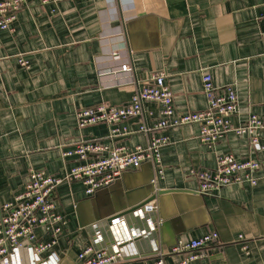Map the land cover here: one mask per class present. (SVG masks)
Returning a JSON list of instances; mask_svg holds the SVG:
<instances>
[{
	"label": "crops",
	"instance_id": "crops-1",
	"mask_svg": "<svg viewBox=\"0 0 264 264\" xmlns=\"http://www.w3.org/2000/svg\"><path fill=\"white\" fill-rule=\"evenodd\" d=\"M262 16L264 0H28L13 31L0 29V203L22 190L30 169L60 174L77 163L63 151L81 140L106 142L109 126L79 128L77 110L125 105L153 74L170 88L176 115L207 108L201 77L209 73L216 88L235 91L233 126L250 114L264 116ZM122 63L131 70L121 71ZM160 110L144 102L114 143L146 146L139 126L156 123ZM160 133L168 143L160 149L163 176L155 184L148 161L91 196L77 181L55 188L52 197L67 220L54 247L60 264H80L77 253L90 244L120 250V264L160 253L173 264L181 257L168 250L177 241L208 231L218 240L194 264H264V178L203 194L191 173L214 168L218 154L254 157L247 136L227 133L208 147L195 123ZM148 202L155 209L145 214L141 206ZM115 216L120 224L109 226Z\"/></svg>",
	"mask_w": 264,
	"mask_h": 264
},
{
	"label": "built area",
	"instance_id": "built-area-1",
	"mask_svg": "<svg viewBox=\"0 0 264 264\" xmlns=\"http://www.w3.org/2000/svg\"><path fill=\"white\" fill-rule=\"evenodd\" d=\"M59 1L41 0L43 4H57ZM27 4L28 0H0V29L12 32L17 11ZM110 57L117 59L118 52H111ZM19 61L26 65L25 61ZM120 70L129 72L131 68L128 63H122ZM201 81L207 108L200 111L176 115L173 94L160 74H153L148 82L139 85L125 105L101 103L77 110L79 128L97 123L109 126V134L104 138L107 141L81 140L63 151L62 156L75 158L77 163L60 174L30 169L22 190L11 200L0 203V264H60L54 247L67 220L52 197L55 188L63 182L77 181L85 187V194L91 196L96 190L111 185L124 172L148 161L155 166L151 179L155 184L163 176L160 149L168 143V138L160 131L166 128L198 124L199 139L208 147L214 146L227 133L247 136L254 157L237 159L230 153L218 154L214 168L191 171L199 181L201 193L207 194L234 183L256 185L260 178H264V135L261 134L264 132V116L250 114L245 124L233 126L231 119L237 111V99L232 86L216 88L209 73L202 74ZM144 102L161 106V117L156 123L139 126L138 131L148 136L147 145L128 149L115 144V138L128 133L124 123L140 116ZM141 207L145 214L155 209V205L149 202ZM108 221L109 226H116L121 220L115 216ZM218 237L216 231H208L188 241L179 240L168 253L181 257L173 264H194L204 257L203 250L214 244ZM246 249L247 246L242 244L241 250ZM122 258L120 250L95 244L84 245L77 253L80 264H120ZM137 264L167 263L164 254L160 253Z\"/></svg>",
	"mask_w": 264,
	"mask_h": 264
},
{
	"label": "water",
	"instance_id": "water-1",
	"mask_svg": "<svg viewBox=\"0 0 264 264\" xmlns=\"http://www.w3.org/2000/svg\"><path fill=\"white\" fill-rule=\"evenodd\" d=\"M152 178H153V177H152ZM152 184H153V183H152ZM160 191H161V192H167V191H163V190H160ZM161 192H160V193H161ZM135 209H136V208H132L131 211H132V210H135Z\"/></svg>",
	"mask_w": 264,
	"mask_h": 264
},
{
	"label": "trees",
	"instance_id": "trees-1",
	"mask_svg": "<svg viewBox=\"0 0 264 264\" xmlns=\"http://www.w3.org/2000/svg\"><path fill=\"white\" fill-rule=\"evenodd\" d=\"M150 258H152V256L151 257H149V258H145L144 260H146V259H150ZM143 261V260H142ZM140 263V262H139Z\"/></svg>",
	"mask_w": 264,
	"mask_h": 264
}]
</instances>
